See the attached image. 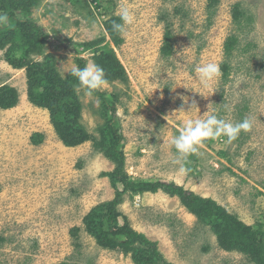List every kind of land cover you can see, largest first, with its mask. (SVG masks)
Returning a JSON list of instances; mask_svg holds the SVG:
<instances>
[{"label":"rangeland","instance_id":"1","mask_svg":"<svg viewBox=\"0 0 264 264\" xmlns=\"http://www.w3.org/2000/svg\"><path fill=\"white\" fill-rule=\"evenodd\" d=\"M99 1L97 7L95 0H39L30 14L49 34L45 53L54 55L65 76L78 65L77 57L95 63L96 46L86 43L104 37L102 45L115 47L106 20L114 16L121 22L123 7L134 14L115 47L127 80L107 82L99 90L110 102L77 91L81 122L90 135L77 146L66 145L50 112L30 102L25 69L9 64L6 50H0L1 82L20 92L18 106L0 108V264H135L131 254L99 246L83 221L123 188L116 189L106 176L116 164L95 144L111 146L101 133L111 103L124 136L120 146L129 179L174 182L264 229V0ZM168 29L173 47L165 54ZM232 38L236 46L226 52ZM206 63L221 69L207 87L196 72ZM222 63L228 64L227 75ZM193 100L196 107L189 111ZM209 105L208 114L233 124L247 118L252 128L231 142L204 141L182 161L187 171L181 173L171 141L188 119L206 118ZM131 195L124 193L119 211L169 262L255 264L222 248L212 224L198 220L178 196L162 190Z\"/></svg>","mask_w":264,"mask_h":264},{"label":"trees","instance_id":"2","mask_svg":"<svg viewBox=\"0 0 264 264\" xmlns=\"http://www.w3.org/2000/svg\"><path fill=\"white\" fill-rule=\"evenodd\" d=\"M75 1V0H74ZM39 0H0V13L8 16L7 25L0 27V50H6L9 64L15 68L25 69L28 81V97L30 102L50 112L51 121L61 139L68 146H77L87 140L90 135L81 122L82 102L75 85L78 83L71 74L63 76L59 73L53 54L45 50L50 41L49 34L37 25L30 17L33 7ZM95 5H101L95 0ZM119 23L118 17L105 21V28L115 47L122 44L123 38L112 29L113 23ZM171 30L164 36V53L170 54L172 49ZM105 38L86 43L94 48L95 64L103 68L107 82L127 80V72L119 59L115 47L110 43L102 45ZM236 38L229 39L225 45L226 52L236 46ZM44 55L43 60L33 56ZM79 67L85 66V59L77 57ZM224 75H227L228 64L222 63ZM105 102H110L99 90L94 92ZM20 92L17 87L1 82L0 77V108L12 109L19 105ZM109 122L101 129L111 140V146L95 142L116 164L115 170L107 173L112 178L117 189L113 200L101 203L87 214L83 221L89 233H92L99 246L106 249H120L124 254H131L135 264H174L161 253L156 242L150 240L144 233L131 227L127 217L118 207L124 201V193L131 191V196L144 192L159 190L171 196H178L182 205L189 209L198 220L212 224L214 234L222 248L237 250L255 264H264V229L254 228L229 212L224 206L211 197L201 196L194 191L185 189L174 182L131 180L125 170V152L120 145L124 140L118 130L117 107L110 104ZM103 144V145H102ZM105 207V208H102ZM105 209V210H104Z\"/></svg>","mask_w":264,"mask_h":264},{"label":"clouds","instance_id":"3","mask_svg":"<svg viewBox=\"0 0 264 264\" xmlns=\"http://www.w3.org/2000/svg\"><path fill=\"white\" fill-rule=\"evenodd\" d=\"M119 23L114 22L112 29L114 32L121 36L126 34L127 26L131 25L134 21V14L127 8L123 7L119 12ZM8 16L6 13H0V27L7 25ZM72 77H75L78 82L75 85L77 91L83 90L85 94L91 96L94 92L104 88L107 85L105 72L103 68L94 62H88L84 67H79L75 63L72 64L68 70ZM198 79L202 85L207 87L210 82L215 80L221 75V69L216 63H206L196 69ZM62 75L65 76V73ZM184 104L188 103L187 97H182ZM211 105V104H210ZM208 106L206 118L201 119H188L179 134L173 137L171 144L176 150L179 157L176 163L180 165L179 171L185 173L187 169L183 166L182 161L186 160L190 155L198 152L199 146L206 140H217L227 138V142H231L238 138L242 131L248 132L252 128V123L249 119L245 118L241 122L231 123L222 118H218L216 114H208L212 110ZM196 107V101L193 100L190 105V110ZM179 111H184L183 105ZM187 112V111H185Z\"/></svg>","mask_w":264,"mask_h":264}]
</instances>
